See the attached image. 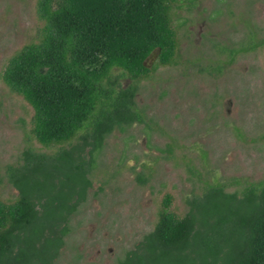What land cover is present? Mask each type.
I'll return each mask as SVG.
<instances>
[{
	"label": "trees",
	"instance_id": "16d2710c",
	"mask_svg": "<svg viewBox=\"0 0 264 264\" xmlns=\"http://www.w3.org/2000/svg\"><path fill=\"white\" fill-rule=\"evenodd\" d=\"M172 1L36 0L35 40L8 58L0 78L31 107L35 141L57 147H26L21 162L5 168L17 193L0 200V264H54L105 137L145 122L134 100L138 83L174 62ZM261 44L249 36L226 50V63ZM169 202L165 194L152 229L118 264H264V180L231 192L207 185L181 217Z\"/></svg>",
	"mask_w": 264,
	"mask_h": 264
},
{
	"label": "rangeland",
	"instance_id": "374dc122",
	"mask_svg": "<svg viewBox=\"0 0 264 264\" xmlns=\"http://www.w3.org/2000/svg\"><path fill=\"white\" fill-rule=\"evenodd\" d=\"M35 2L0 0V74L14 52L35 40L41 25ZM169 17L174 62L157 66L138 83L134 100L145 122L105 137L94 156L86 200L71 217L54 264H118L152 229L165 194L167 210L181 217L207 185L219 183L231 192L264 180V44L226 63L227 49L249 36L264 40V0H174ZM31 115L28 103L0 78L3 202L17 193L6 166L20 163L26 147H57L35 141Z\"/></svg>",
	"mask_w": 264,
	"mask_h": 264
}]
</instances>
